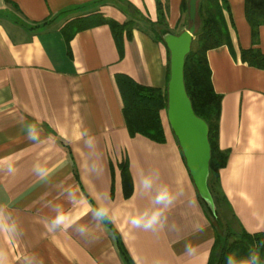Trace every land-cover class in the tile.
<instances>
[{"label": "crops", "instance_id": "1", "mask_svg": "<svg viewBox=\"0 0 264 264\" xmlns=\"http://www.w3.org/2000/svg\"><path fill=\"white\" fill-rule=\"evenodd\" d=\"M8 1L0 0V264H124L111 229L133 264H207L214 230L166 109L163 143L131 137L114 80L166 89L163 37L187 29L178 25L182 0H125L126 12L98 0ZM226 2L227 44L206 52L220 96L216 146L227 152L218 183L252 235L264 232V69L243 63L240 51L264 54V25L252 43L244 0ZM95 14L131 29L117 40L107 25L73 32L75 20ZM165 190L171 203H157ZM156 212L153 228L133 224Z\"/></svg>", "mask_w": 264, "mask_h": 264}, {"label": "trees", "instance_id": "2", "mask_svg": "<svg viewBox=\"0 0 264 264\" xmlns=\"http://www.w3.org/2000/svg\"><path fill=\"white\" fill-rule=\"evenodd\" d=\"M98 1L103 4L110 3L123 12L131 9L125 0ZM187 1L182 0L180 5L181 18L178 25L181 27L188 25ZM226 1L198 0L197 29L193 35L190 51L184 59L183 67L184 89L192 111L206 124L208 130L210 161L207 187L215 207L214 213L198 197L203 213L215 234L207 264H228L230 256L233 258V264H246L249 252L253 249L258 253L261 264H264V232L249 235L240 229L218 183V172L225 166L227 152L219 151L216 146L220 96L214 93L210 83L206 52L227 44L222 15L223 11L228 10ZM6 4L12 6L8 0H6ZM156 6L161 22L163 21V11L158 1H156ZM244 14L250 28L252 43L257 44L258 29L264 25V0H244ZM99 25H107L116 40L123 30L131 29V21L119 25L99 14L75 20L72 29L75 32ZM240 59L250 67L264 69V54L257 48L241 50ZM167 71L169 75V67ZM114 80L122 99V114L129 135L131 137L141 135L150 141L163 143L164 137L159 112L166 109V89L142 87L122 74L115 75ZM119 170L123 197L128 199L132 194V182L126 161L121 163ZM105 223L108 224L107 221ZM111 233L123 263L133 264L122 247L118 235L112 229Z\"/></svg>", "mask_w": 264, "mask_h": 264}, {"label": "water", "instance_id": "3", "mask_svg": "<svg viewBox=\"0 0 264 264\" xmlns=\"http://www.w3.org/2000/svg\"><path fill=\"white\" fill-rule=\"evenodd\" d=\"M197 3L198 0L187 1L189 22L187 29L178 35L163 37L169 53L166 116L194 188L209 210L214 213L215 207L207 187L210 161L208 130L206 124L194 115L183 83L184 59L190 51L197 29Z\"/></svg>", "mask_w": 264, "mask_h": 264}, {"label": "clouds", "instance_id": "4", "mask_svg": "<svg viewBox=\"0 0 264 264\" xmlns=\"http://www.w3.org/2000/svg\"><path fill=\"white\" fill-rule=\"evenodd\" d=\"M31 128V126H30ZM148 181H145V185L147 186L148 185ZM156 201L157 203H167V204H170L171 203V198L169 196H167L166 194V190L165 192H162L161 194L157 195L156 197ZM98 215H104L103 212H99ZM160 216V213L159 212H156V213H153L152 217L150 219L147 220V222H144L142 221L141 219H135L133 221V224L136 226V227H141L143 226L144 228L146 229H151L153 228L154 224L157 222L158 220V217ZM61 218L60 217H57L56 221L54 222L55 224H59L61 223ZM228 264H233V258L230 256L229 257V261H228ZM246 264H261L260 262V257L258 255V253L253 249V250H250L249 252V256L247 258V261H246Z\"/></svg>", "mask_w": 264, "mask_h": 264}, {"label": "rangeland", "instance_id": "5", "mask_svg": "<svg viewBox=\"0 0 264 264\" xmlns=\"http://www.w3.org/2000/svg\"><path fill=\"white\" fill-rule=\"evenodd\" d=\"M197 23H198V22H197ZM188 25H189V22H188ZM188 25H187V26H188ZM187 26H186V27H187ZM228 218H229V217H228ZM234 227L236 228V226H235V225H234Z\"/></svg>", "mask_w": 264, "mask_h": 264}]
</instances>
